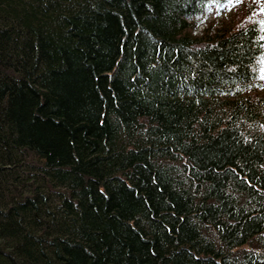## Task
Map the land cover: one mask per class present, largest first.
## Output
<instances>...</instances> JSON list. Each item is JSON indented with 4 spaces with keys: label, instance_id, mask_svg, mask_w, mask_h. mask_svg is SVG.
Wrapping results in <instances>:
<instances>
[{
    "label": "trees",
    "instance_id": "trees-1",
    "mask_svg": "<svg viewBox=\"0 0 264 264\" xmlns=\"http://www.w3.org/2000/svg\"><path fill=\"white\" fill-rule=\"evenodd\" d=\"M0 0V264H264L255 0Z\"/></svg>",
    "mask_w": 264,
    "mask_h": 264
},
{
    "label": "rangeland",
    "instance_id": "rangeland-1",
    "mask_svg": "<svg viewBox=\"0 0 264 264\" xmlns=\"http://www.w3.org/2000/svg\"><path fill=\"white\" fill-rule=\"evenodd\" d=\"M243 1L244 0H237L236 2H232L224 8H218L216 6L208 7L206 10H204L202 15H200L199 18H197V20H199L200 22L203 21V25H201L198 30L199 31L202 30L203 27L206 24L210 23L211 21H215V20L218 21L220 19L229 20L232 17L233 13L236 12L233 10L237 7L238 2L242 3ZM255 3H256V6H254V8L256 7V10L258 11L257 16L261 17L260 14H262L261 20L264 22V11H262V9H264V0H255ZM262 78L264 82V71H262Z\"/></svg>",
    "mask_w": 264,
    "mask_h": 264
},
{
    "label": "bare ground",
    "instance_id": "bare-ground-1",
    "mask_svg": "<svg viewBox=\"0 0 264 264\" xmlns=\"http://www.w3.org/2000/svg\"><path fill=\"white\" fill-rule=\"evenodd\" d=\"M201 25H202V24L199 23V26L194 30V32H195L196 30H198V29L200 28Z\"/></svg>",
    "mask_w": 264,
    "mask_h": 264
},
{
    "label": "snow or ice",
    "instance_id": "snow-or-ice-1",
    "mask_svg": "<svg viewBox=\"0 0 264 264\" xmlns=\"http://www.w3.org/2000/svg\"><path fill=\"white\" fill-rule=\"evenodd\" d=\"M262 11H264V9H262ZM262 23H264V22H262ZM261 39H264V37H261Z\"/></svg>",
    "mask_w": 264,
    "mask_h": 264
}]
</instances>
